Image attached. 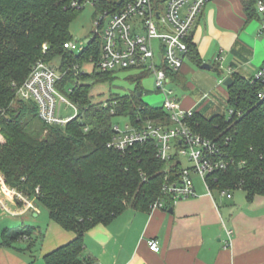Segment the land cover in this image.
<instances>
[{"label": "trees", "instance_id": "1", "mask_svg": "<svg viewBox=\"0 0 264 264\" xmlns=\"http://www.w3.org/2000/svg\"><path fill=\"white\" fill-rule=\"evenodd\" d=\"M73 1L0 0V105L10 106L9 118L2 121L0 172L9 186L37 201L48 210L51 220L76 234L72 241L45 255L46 264L94 262L83 256L87 230L109 223L128 207L149 211L161 198L171 204L172 198L163 193L167 168L172 172L181 169L179 164L171 167L161 160L154 143L140 144L127 154L108 146L115 133V118L125 116L136 123L140 116L161 117L169 122L168 113L137 95L145 72L131 77L139 82L134 90L112 95L108 106L93 99V86L113 80L115 72L77 74L72 69L74 63L97 59L101 44L95 36L81 53L64 47L73 39L71 24L82 10L72 7ZM242 1L247 19L261 21L258 2L264 0ZM122 3L97 0L95 17L105 9H119ZM187 41L188 58L202 65L197 46L190 37ZM41 58L49 62L60 59L61 69L68 70L60 87L79 106L80 114L65 126L45 124L38 118L35 103L15 100L12 83L24 82L31 66ZM170 75L186 88L182 70ZM232 79L228 101L234 113L205 117L196 112L190 123L236 161L213 176L217 187L242 188L253 201L257 195L264 196V97L258 96L264 82L238 74ZM240 162H244L242 166ZM35 230L26 225L6 229L0 246L14 248L17 241L32 238Z\"/></svg>", "mask_w": 264, "mask_h": 264}, {"label": "crops", "instance_id": "2", "mask_svg": "<svg viewBox=\"0 0 264 264\" xmlns=\"http://www.w3.org/2000/svg\"><path fill=\"white\" fill-rule=\"evenodd\" d=\"M190 38L202 63L211 68L186 60L182 74L190 94L179 98L181 106L205 117L229 116L225 80L234 74L252 78L264 65L261 21L247 19L242 0H213L198 17ZM196 189V197L149 211L128 207L109 223L91 227L85 234L83 252L84 257L94 259L88 264H264V218L252 222L259 227L251 235L254 247L253 255H249V243L241 237L235 242L232 239L231 245L223 237V216L217 200ZM0 197H4L1 182ZM30 200L34 207L21 214L0 208V244L6 229L25 225L29 217H39L40 208ZM7 203L12 209L18 207L17 200L7 198ZM240 216L245 215L240 212ZM75 236L50 218L43 228L36 227L32 238L17 241L14 248L0 246V264H46L45 255ZM151 239L158 240L159 252L150 249Z\"/></svg>", "mask_w": 264, "mask_h": 264}, {"label": "built area", "instance_id": "3", "mask_svg": "<svg viewBox=\"0 0 264 264\" xmlns=\"http://www.w3.org/2000/svg\"><path fill=\"white\" fill-rule=\"evenodd\" d=\"M95 5L97 0H74L72 7L83 9L86 2ZM119 9H105L96 18L95 36L100 37L101 44L97 59L91 57L83 64L74 63L72 69L78 74L86 63L93 64V70L117 72L121 70H139L152 72L156 77L158 89L166 96L162 108L168 113L169 122L165 118L138 117L137 122L131 120L121 129L114 122V136L108 143L122 154L130 153L140 144L154 143L157 156L171 167L179 164L181 169L172 172L167 168L163 185V193L173 201L189 199L197 196L195 178L201 179L209 195L214 197V189L219 190L222 197L231 198L232 189H220L217 181L212 180L218 172L227 171L236 163L235 159L216 140L196 131L190 123L196 113L193 109H184L178 98L172 97L173 90L166 89V84L173 82L170 72L182 70L188 59V38L198 17L205 6L213 0H122ZM262 14L261 31L264 32V3L258 2ZM109 19L105 25L106 19ZM105 25V26H104ZM89 41V42H90ZM86 41L80 45L77 40L65 42L64 47L71 52L81 53L89 45ZM157 42V45L155 44ZM48 45L44 44V53ZM60 63V62H59ZM68 70L63 71L57 65L44 58L31 66L30 73L24 82L12 83L15 100L33 102L37 106L38 118L48 125L65 126L80 114L79 106L62 91L61 82ZM253 80L264 82V65L255 73ZM224 79L221 80V83ZM72 92V87L69 88ZM264 97V89L259 92ZM109 100V99H108ZM108 100L102 101L108 106ZM15 103V101H14ZM13 104V103H12ZM63 104L74 110L73 114L63 113ZM116 104L114 101L113 105ZM10 107V106H9ZM9 107L0 105V141L3 138L2 121L9 118ZM115 113V108H111ZM234 110L229 109V116ZM88 129L87 127L85 128ZM182 157H186L191 165H184ZM240 162L239 165H243ZM0 182L4 187V197H0V208L16 215L34 207L30 198L9 186L0 172ZM12 191V193H8ZM21 201V208L12 209L7 198ZM165 199L157 200L151 209L165 208ZM229 245L232 243V231L228 230ZM150 249L161 250L158 240L149 241Z\"/></svg>", "mask_w": 264, "mask_h": 264}, {"label": "rangeland", "instance_id": "4", "mask_svg": "<svg viewBox=\"0 0 264 264\" xmlns=\"http://www.w3.org/2000/svg\"><path fill=\"white\" fill-rule=\"evenodd\" d=\"M95 14L96 8L94 4L88 1L85 3L84 8L78 13L71 24L70 31L73 40H77L80 45H82L86 41V39L92 38L95 34L97 28L96 18L99 17V13L96 17ZM108 20L109 19L107 18L105 21V25ZM155 44L157 45V42ZM59 62L60 59L55 58L53 60V63L57 65H60ZM83 70L87 73H90L93 70V64H91L90 62L86 63L83 66ZM138 73L141 72L139 70H121L115 72V78L113 80L99 82L93 86V99L97 101H105L108 100L112 95L125 94L134 90L139 82L131 80V77H135ZM187 79L189 82L191 81L189 77H187ZM140 84L143 91V101L152 107L161 108L164 104L166 96L163 93V90L158 89L154 73L150 71L147 72L146 75L141 79ZM166 89L173 90L174 94L172 95V97H176L178 99L190 94L189 89H185L182 85L176 83L175 81L166 84ZM62 111L66 114L74 113V110L72 108H69L66 104H63ZM206 114L209 113L206 112ZM129 121L130 119L128 117L120 116L115 118L114 122L118 124L121 129H124L125 125L129 123ZM182 162L186 166L191 165V162L186 157H182ZM194 178L196 186L198 187V191L200 190V192H207V189L203 186L201 179L198 177ZM213 193L223 216V222L221 221V225L224 228L223 237H226V239L229 240L228 230H231L232 239H234V242L237 241L239 237H241L240 239H243V242H245V244L246 242L249 243L247 246V249H249L248 253L249 255H253L252 247H254V243L252 244V241L254 240V238H252L251 235L255 233L259 226L257 224H253L252 222L257 223L258 220L264 218V197H262V195H257L253 201H249L247 198L246 190L242 188L233 190L231 198L222 197L219 190L217 189H214ZM35 202L40 208V215L35 219L31 217L27 218L25 221V225H35L37 228H43L45 226V223L47 221H50L49 212L37 201ZM17 203V208H21L22 202L17 201ZM240 212H242L245 216H240Z\"/></svg>", "mask_w": 264, "mask_h": 264}, {"label": "water", "instance_id": "5", "mask_svg": "<svg viewBox=\"0 0 264 264\" xmlns=\"http://www.w3.org/2000/svg\"><path fill=\"white\" fill-rule=\"evenodd\" d=\"M89 41H90V38L86 39V42H87V43H88ZM201 67H203V68H211V65L208 64V63H203V64L201 65ZM232 83H233V79H232V77H228V78L225 80V85H226L227 87H230V86L232 85ZM137 95H138V96H142V95H143V91H142V90H139V91L137 92ZM171 211H172V209H171Z\"/></svg>", "mask_w": 264, "mask_h": 264}]
</instances>
